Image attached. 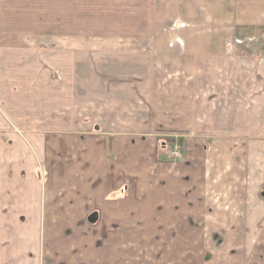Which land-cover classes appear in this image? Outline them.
I'll use <instances>...</instances> for the list:
<instances>
[{
    "label": "crops",
    "instance_id": "crops-1",
    "mask_svg": "<svg viewBox=\"0 0 264 264\" xmlns=\"http://www.w3.org/2000/svg\"><path fill=\"white\" fill-rule=\"evenodd\" d=\"M24 216L50 264H125L148 230L264 264V0H0V232Z\"/></svg>",
    "mask_w": 264,
    "mask_h": 264
},
{
    "label": "rangeland",
    "instance_id": "rangeland-1",
    "mask_svg": "<svg viewBox=\"0 0 264 264\" xmlns=\"http://www.w3.org/2000/svg\"><path fill=\"white\" fill-rule=\"evenodd\" d=\"M52 30L53 28H47V34L49 35V33H52ZM261 35L262 33L256 35V40L253 43H250L252 41H242V45L239 44V47L250 48L246 46L251 44L253 49H260ZM46 42L47 45L52 43V41ZM243 52L244 51H241L240 54ZM16 134L21 139L23 138L22 135L18 133ZM171 142L170 139L166 137V139L163 141V144L167 146L171 144ZM160 151L161 156L166 157L165 159L171 160L169 156V146H167L165 151L163 150V147H161ZM83 219L87 224H91L93 223L92 219H96V215L86 216L83 217ZM21 221L31 223V227L33 229L29 232H0V264H43V260L45 261V264H50V252L54 251L53 245H55L52 242L53 237L49 232H44L40 224H37V216H24L21 218ZM70 234L73 233H65L63 236L71 239ZM79 234H82V236L86 237L85 242L86 245L89 246H91L93 242H98L99 244L97 245H101L103 244L102 240L106 239L105 233L98 230L91 232L87 226L83 232H80ZM136 235H139V238ZM181 235L182 234L180 232L159 233L149 232V230L138 233H127V236H131V239L126 241L124 247L126 253L125 264H193L196 261V257L191 259L190 263L186 259L182 260L187 250L186 247L184 248L181 243ZM6 236L8 237V240L11 242L14 241V243L11 244L5 242ZM172 237L174 238L172 239ZM22 242H24V244L20 245ZM7 248H10L12 253L8 252ZM120 250H123V247H121ZM56 253V256H58V252ZM207 257L210 258L209 256ZM63 258L66 260V263L70 261L69 255H63Z\"/></svg>",
    "mask_w": 264,
    "mask_h": 264
},
{
    "label": "built area",
    "instance_id": "built-area-1",
    "mask_svg": "<svg viewBox=\"0 0 264 264\" xmlns=\"http://www.w3.org/2000/svg\"><path fill=\"white\" fill-rule=\"evenodd\" d=\"M170 152L169 156L171 159L174 160H182L183 159V144L181 142L180 138H176L170 145ZM163 150L165 151L167 149V146L163 144Z\"/></svg>",
    "mask_w": 264,
    "mask_h": 264
},
{
    "label": "water",
    "instance_id": "water-1",
    "mask_svg": "<svg viewBox=\"0 0 264 264\" xmlns=\"http://www.w3.org/2000/svg\"><path fill=\"white\" fill-rule=\"evenodd\" d=\"M92 221H94V219H92Z\"/></svg>",
    "mask_w": 264,
    "mask_h": 264
},
{
    "label": "trees",
    "instance_id": "trees-1",
    "mask_svg": "<svg viewBox=\"0 0 264 264\" xmlns=\"http://www.w3.org/2000/svg\"><path fill=\"white\" fill-rule=\"evenodd\" d=\"M171 142V141H170Z\"/></svg>",
    "mask_w": 264,
    "mask_h": 264
}]
</instances>
